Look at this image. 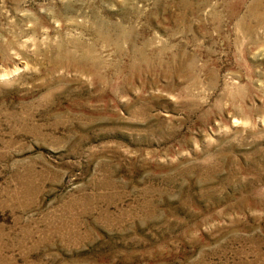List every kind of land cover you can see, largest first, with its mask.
I'll return each mask as SVG.
<instances>
[{"label":"rangeland","instance_id":"obj_1","mask_svg":"<svg viewBox=\"0 0 264 264\" xmlns=\"http://www.w3.org/2000/svg\"><path fill=\"white\" fill-rule=\"evenodd\" d=\"M0 264H264V0H0Z\"/></svg>","mask_w":264,"mask_h":264},{"label":"bare ground","instance_id":"obj_2","mask_svg":"<svg viewBox=\"0 0 264 264\" xmlns=\"http://www.w3.org/2000/svg\"><path fill=\"white\" fill-rule=\"evenodd\" d=\"M250 8V7H249ZM251 10V9H250ZM10 75V74H9Z\"/></svg>","mask_w":264,"mask_h":264}]
</instances>
